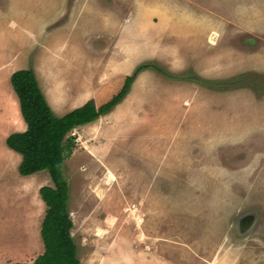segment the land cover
<instances>
[{"label":"rangeland","instance_id":"rangeland-1","mask_svg":"<svg viewBox=\"0 0 264 264\" xmlns=\"http://www.w3.org/2000/svg\"><path fill=\"white\" fill-rule=\"evenodd\" d=\"M27 68L58 117L133 78L65 137L79 264H264V0H0V264L44 253L54 186L6 144Z\"/></svg>","mask_w":264,"mask_h":264},{"label":"trees","instance_id":"trees-1","mask_svg":"<svg viewBox=\"0 0 264 264\" xmlns=\"http://www.w3.org/2000/svg\"><path fill=\"white\" fill-rule=\"evenodd\" d=\"M147 67L148 65L139 66L135 74ZM132 79L128 77L122 90L99 108H96L93 101H88L82 107L58 117L40 90L33 69H20L11 75L10 82L28 128L24 132L10 134L6 138V144L22 155L19 168L22 175L47 170L54 182V186H43L40 189L48 207L41 231L45 251L33 264H79L76 244L69 235L73 222L68 210L69 187L63 166L65 152L71 149L72 143L65 145V137L78 125L92 122L100 115L110 112L123 100Z\"/></svg>","mask_w":264,"mask_h":264},{"label":"water","instance_id":"water-1","mask_svg":"<svg viewBox=\"0 0 264 264\" xmlns=\"http://www.w3.org/2000/svg\"><path fill=\"white\" fill-rule=\"evenodd\" d=\"M257 221V216L255 215V212L251 211V212H247L246 214L239 216L236 218V228L241 229V234H245L243 235V237H247L248 236V232L245 231V229H247V227L249 226H254V224ZM240 232L237 231V233L240 235Z\"/></svg>","mask_w":264,"mask_h":264},{"label":"crops","instance_id":"crops-1","mask_svg":"<svg viewBox=\"0 0 264 264\" xmlns=\"http://www.w3.org/2000/svg\"><path fill=\"white\" fill-rule=\"evenodd\" d=\"M84 5V4H83ZM62 10L63 9H61V11H60V13H58V10H56L57 11V14H56V16H59V14H61V12H62ZM99 13H100V15L102 16L103 15V11L102 10H100L99 11ZM73 16H72V20H73ZM2 85V88H3V84H1ZM8 86V85H7ZM10 87H9V89H5V90H7L9 93H10ZM15 108V110L12 112V110H11V112H10V114L9 113H7V114H5L3 117L5 118V119H10V121H12L11 122V126L12 127H14V128H17V129H20V128H22V127H25V122L24 121H21L20 120V118H19V116L17 115L18 113H17V109H16V106L14 107H12V109H14ZM10 156H12V155H10ZM40 172H42V171H40ZM37 173H39V172H37ZM32 175V174H31ZM23 176H25V175H23ZM26 176H29V175H26ZM25 176V177H26ZM26 190H30L29 189V187L26 189ZM40 194V193H39Z\"/></svg>","mask_w":264,"mask_h":264},{"label":"bare ground","instance_id":"bare-ground-1","mask_svg":"<svg viewBox=\"0 0 264 264\" xmlns=\"http://www.w3.org/2000/svg\"><path fill=\"white\" fill-rule=\"evenodd\" d=\"M164 117V116H163ZM100 229V228H99ZM103 231V230H102ZM100 236V235H99Z\"/></svg>","mask_w":264,"mask_h":264}]
</instances>
